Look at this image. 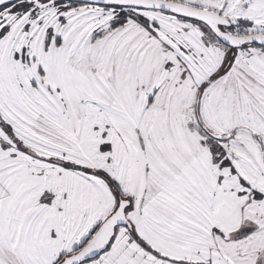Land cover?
<instances>
[{"label":"snow or ice","instance_id":"obj_1","mask_svg":"<svg viewBox=\"0 0 264 264\" xmlns=\"http://www.w3.org/2000/svg\"><path fill=\"white\" fill-rule=\"evenodd\" d=\"M0 264H264V0H0Z\"/></svg>","mask_w":264,"mask_h":264}]
</instances>
